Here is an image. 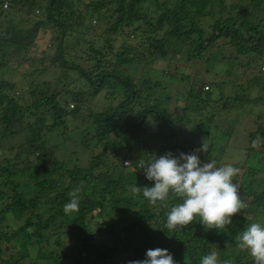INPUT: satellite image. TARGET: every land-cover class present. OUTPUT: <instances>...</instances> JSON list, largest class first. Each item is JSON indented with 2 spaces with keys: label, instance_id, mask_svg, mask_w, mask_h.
I'll return each instance as SVG.
<instances>
[{
  "label": "trees",
  "instance_id": "obj_1",
  "mask_svg": "<svg viewBox=\"0 0 264 264\" xmlns=\"http://www.w3.org/2000/svg\"><path fill=\"white\" fill-rule=\"evenodd\" d=\"M83 3L0 0V143L24 136L17 146L0 144V154L5 152L0 158V264H26L27 258H33L31 264H65L69 257L70 264H129L157 247L167 248L177 264H199L211 252L219 264H254L237 237L264 214V178L258 176L264 171V122L256 120L247 133L245 165L231 164L239 170L233 182L246 208L219 231L206 230L199 221L169 230L167 215L182 199L170 194L163 203H150L142 188L153 182L137 167L151 154L198 149L179 131L182 121H191L192 110L201 124L191 136L212 139L208 156L197 153L202 163L219 158L214 144L222 153L235 130L221 131L214 122L220 115L212 118L211 111H218L222 98L235 106L264 104V94L252 98L248 93L250 83L264 86V70L259 68L248 83L233 81L242 94L225 96V82L190 88L186 106L176 115L164 105L160 81L148 74L137 79L125 70L144 57L152 64L170 56L198 59L211 69L217 65L211 61L223 59L230 73L239 61L243 70L261 66L264 0H90L82 8ZM102 27V42L83 38ZM42 32L50 34L47 54L38 51ZM120 35L124 40L116 46ZM73 38L88 44L82 62L69 56ZM100 93L101 109L90 108L89 97ZM69 120L74 127L67 126ZM212 128L222 134L212 135ZM64 140L75 142L68 158L54 151ZM77 188L79 210L66 215L64 205ZM12 215L20 223L11 221ZM68 238L75 239L73 248L66 247Z\"/></svg>",
  "mask_w": 264,
  "mask_h": 264
},
{
  "label": "rangeland",
  "instance_id": "obj_2",
  "mask_svg": "<svg viewBox=\"0 0 264 264\" xmlns=\"http://www.w3.org/2000/svg\"><path fill=\"white\" fill-rule=\"evenodd\" d=\"M84 3L81 4L82 8L84 7L87 2L90 0H82ZM5 7V6H4ZM93 25H97L98 23L96 21H93ZM103 34V27L98 28L97 30L93 31L90 29L88 33L84 35L83 38L89 39V38H97L101 42V37ZM132 37V36H131ZM123 36H117V39L115 41V45L119 46L123 42ZM79 39V37H78ZM128 43H135L132 39H126ZM38 44V51L41 52L42 49H46V54L52 52L51 49H49L50 45V34L46 32H42L37 40ZM101 44V43H100ZM88 44H82L79 45L76 40L70 39L69 40V49L68 53L69 56L75 57L78 59H81L82 62V50L84 47H86ZM145 49V48H144ZM143 50V49H142ZM225 52L229 54L231 52L230 47L224 48ZM217 51V48H213V53ZM148 60L146 57L142 60H137L136 64L133 66H129L126 68L125 73L131 74L137 79H139L142 75H145L147 78L148 75H150L154 81H160V88L158 89L160 91V96L164 101V105L169 107V109L176 115L177 113H182V108L186 106V103L188 102V93L190 88L192 87H201L202 83H206L212 88L211 82H225L224 83V94L232 95V94H242L243 91H235L238 90L236 87L233 86L234 83L241 84L245 83L247 80V83L249 82V78L254 77L257 73L259 68L264 70V64L261 66H254L250 70H243L242 64L236 63L234 65L233 69L230 72H227L226 65L229 63L226 60H217V61H211L213 64H217L216 68H212L209 66L207 62L200 61L198 59H191L189 61H183L181 59H175L172 56H170L168 59H162L158 58L155 62L152 64H148ZM154 60V59H153ZM85 61V58L83 62ZM165 70H170L172 73H177V77L174 78L170 74H167ZM22 71V70H21ZM19 72V73H18ZM16 72V75L14 77H20V71ZM148 74V75H146ZM234 81V83H233ZM83 83V82H77L76 85ZM251 88L249 90V96L254 98L260 96V94H264V91L262 89L264 86L262 84H252L250 83ZM240 88V87H239ZM206 89V87L204 88ZM218 93V91H217ZM103 95L100 93L96 97H89L88 104L90 108L95 109L99 108L103 105L104 100L102 99ZM215 101L217 98H219V95H215ZM220 99V98H219ZM220 106H218V111L216 109H213L209 116L213 118V116L219 114L220 116H216L214 118V122L220 123L221 131L227 133L232 130H235V134H233L225 143L226 148L222 153L218 150L217 144H214V146L217 147V152H215V156H218L219 158H215V160H212L217 166H223L225 164H236L237 166L245 165V160L248 157L247 154V146H249L247 133L249 130L254 128V123L256 120L258 122H264V104L263 103H251V104H245V106H235L227 101V99L220 100L219 102ZM101 109V108H99ZM195 112L192 110L189 112L191 121L185 120L182 121L181 125L179 126V131L181 135V139H189L194 142V144L197 146L198 149L202 147L204 144L208 148L210 147V144L212 142V139L210 137L205 139L207 136L206 134H203L201 136L200 134L196 136H191V132L196 130H200V118L201 116L194 114ZM261 115L262 117H259ZM207 117V116H206ZM203 118V117H202ZM82 120V118H80ZM79 120V121H81ZM67 126L74 127L75 124L69 120L67 123ZM67 133V132H66ZM221 135L222 132L220 130H216L212 128V135ZM73 135V133H70V136ZM23 135H16L14 137H11L10 139L4 138L1 141V145H10L14 144V146L22 143L24 141ZM191 138V139H190ZM67 139V138H65ZM7 140H10L7 142ZM264 140V139H263ZM53 142H57L56 138H54ZM25 144V142L23 143ZM52 144V148L56 146V143H50ZM65 145H68V148H64ZM72 145H75V142L73 140H64V146H56L54 151H58L59 155L68 158L72 151L70 150ZM51 148V152H52ZM21 150H24L22 147ZM206 151H200V153L203 156H208ZM16 150L10 152L11 155L14 154ZM218 153V154H217ZM5 154V152L0 154V158ZM209 158L204 159L205 163L209 162L211 159L206 161ZM264 166V163H262ZM236 169V168H235ZM241 170V167L239 168ZM237 171L238 168L236 169ZM259 177L264 178V171H261L258 175ZM16 217L13 215L11 216V221H16L17 223H20V220H16ZM253 223H262L264 224V214H260L259 219H253ZM67 248H73V245L75 244L74 238H68L67 242L65 243ZM93 256V254H91ZM29 259L33 258H27L25 260L26 264H31V261ZM72 262V258L69 257V259H66L64 261L65 264H70Z\"/></svg>",
  "mask_w": 264,
  "mask_h": 264
},
{
  "label": "clouds",
  "instance_id": "obj_3",
  "mask_svg": "<svg viewBox=\"0 0 264 264\" xmlns=\"http://www.w3.org/2000/svg\"><path fill=\"white\" fill-rule=\"evenodd\" d=\"M206 150L203 144L191 153L176 155L169 151L161 155L151 154L148 159L139 162L137 168L143 171L146 180L153 182L151 186L142 188L145 199L152 204L165 202L170 194L182 199V203L174 205L167 215L166 227L169 230L199 221L206 230L219 231L232 223L234 214L246 208L233 182L237 170L231 164L217 166L212 161L202 163L197 153ZM79 192L77 188L70 193V202L64 205L66 215L79 210ZM237 242L250 253L254 264H264V224L252 223L237 237ZM129 264L177 262L167 248L157 247L146 250L144 259L130 261ZM199 264H219L217 253L204 255Z\"/></svg>",
  "mask_w": 264,
  "mask_h": 264
},
{
  "label": "built area",
  "instance_id": "obj_4",
  "mask_svg": "<svg viewBox=\"0 0 264 264\" xmlns=\"http://www.w3.org/2000/svg\"><path fill=\"white\" fill-rule=\"evenodd\" d=\"M5 6H6V4H5ZM73 106V105H72Z\"/></svg>",
  "mask_w": 264,
  "mask_h": 264
}]
</instances>
